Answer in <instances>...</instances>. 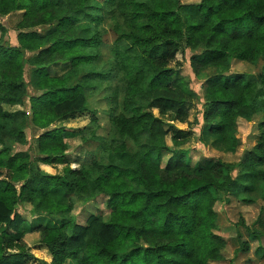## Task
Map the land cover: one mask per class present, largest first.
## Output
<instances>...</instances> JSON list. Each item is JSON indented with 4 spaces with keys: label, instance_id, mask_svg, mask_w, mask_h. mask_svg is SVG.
I'll return each mask as SVG.
<instances>
[{
    "label": "trees",
    "instance_id": "obj_1",
    "mask_svg": "<svg viewBox=\"0 0 264 264\" xmlns=\"http://www.w3.org/2000/svg\"><path fill=\"white\" fill-rule=\"evenodd\" d=\"M182 8L180 0H0V17L21 12L16 46L4 43L7 30L0 24V264H24V237L33 233L47 249L49 264L223 260L226 242L214 233L217 203H226L228 195L244 204L264 202V120L257 124L255 145L237 163L188 166L183 146L189 133L177 124L188 125L191 91L171 64L183 43L197 53L190 61L194 75L215 70L203 85L202 122L235 150V120L249 122L264 113V68L258 74L227 73L233 62L256 67L264 61V0H200L198 17L182 18ZM108 19L116 39L102 62L99 26ZM84 23L91 25V37L78 36L77 26ZM49 25L54 28L48 33L34 31ZM25 67L37 79L39 96L28 94ZM51 67L59 74L50 75ZM92 95L101 112L87 106ZM155 109L166 119L153 115ZM83 113L91 117L82 141L101 144L93 163L77 170L65 165L60 128L33 139L28 154L12 153L14 145L27 144L30 126L46 131ZM99 113L107 117L106 131ZM126 138L142 152L135 166L106 162L110 152H125ZM164 154L169 156L162 164ZM53 162L63 165L61 172ZM15 177L23 181L19 189ZM54 189L69 202H55ZM100 198L107 217L90 213L79 224L75 206ZM21 206L32 216L29 225L17 212ZM262 216L263 206L256 221ZM49 217H58V225H46ZM248 236L258 241L264 230L253 228ZM236 239L235 255L248 252L239 232Z\"/></svg>",
    "mask_w": 264,
    "mask_h": 264
},
{
    "label": "rangeland",
    "instance_id": "obj_2",
    "mask_svg": "<svg viewBox=\"0 0 264 264\" xmlns=\"http://www.w3.org/2000/svg\"><path fill=\"white\" fill-rule=\"evenodd\" d=\"M102 1V0H101ZM200 2V0H180L182 4L181 16L185 18L186 16L192 15L198 17L197 9L195 6ZM21 18V13H11L5 17L0 18V24L6 28L7 33L4 37V43L7 46L14 47L17 45V32L15 31V26ZM108 19L106 22L101 23L99 29L104 32L102 35V44L100 48L102 53V62L106 61L109 56L108 51L105 49L110 47L116 39V35L109 27L111 22ZM109 21V22H108ZM54 25H49L44 28H38L34 31L48 33L53 30ZM98 28V27H97ZM92 27L90 24L84 23L77 26L78 36L88 38L92 35ZM104 53V54H103ZM197 53L191 52L186 49L183 43L180 44L178 52L175 57V61L172 62L171 66H176L178 73L189 83V88L191 91V101L186 105L188 110V125L187 124H177L179 130L186 131L188 135V143L183 146L186 153V158L188 160V166L193 167L195 164L200 163L204 166H212L217 161L237 163L240 157L247 150H250L256 141L258 135L257 124L264 120V113L257 114L253 120L246 122L241 119H236L234 122V128L236 131V137L238 146L235 150H230L226 146L221 144L220 138L216 136H211L208 133V128L202 122L201 113L203 111V85L205 80L215 73L214 69H205L198 76L194 75L193 69L191 67V58ZM32 54H26V58ZM197 56V55H196ZM101 65V63H99ZM264 68V61L260 60L256 67L247 65L245 63L233 62L232 66L227 73V75L232 76L235 73H251L258 74ZM50 75H58L59 70L56 67H51L49 69ZM80 77L77 78L79 80ZM23 80L27 86L28 94L30 96H39L42 90L36 88L35 84L37 79L33 74L30 67H25ZM117 85L114 80L112 85ZM87 106L91 109H97L101 112L102 106L96 100L93 95L89 97ZM105 108V106H104ZM153 115L156 117L166 119L161 117L158 111L152 110ZM89 114H76L71 118L60 119L55 122L46 131L39 130L30 126L26 131L27 144L26 145H14L12 148L13 154L26 155L27 150L31 144H33V139L38 138L44 132L51 131L54 129H61V134L63 141L67 147L66 161L65 165L70 168L77 170L80 167L93 163L98 160L101 153V144L99 142H83L81 139V131L84 127L88 126L90 123ZM99 125L105 128L104 131L108 129V120L102 113L98 114ZM196 121V125L190 128V124ZM103 130L99 131L102 135ZM125 142V152L122 154H116L110 152L106 158V162L121 166V167H134L136 162L141 158L142 152L134 145L131 139L126 138ZM31 159L33 155L29 154ZM169 155L164 154L162 164L166 162ZM51 166L55 168L58 172H61L63 167L62 164L52 163ZM236 176L237 172H233ZM22 180L19 177L14 178V184L16 188L22 184ZM51 198L62 204H67L70 200L69 196L66 195L60 189H54L51 191ZM228 201L226 203H217L215 206V212L217 214V229L215 234L220 236L226 242V249L223 252V260L220 261H210L208 264H264V239L261 241H256L248 236V231L255 228L258 231L264 230V216L262 220L257 222L258 213H260L261 206L264 207V202H257L255 204H244L241 202L240 197L235 195H228ZM17 212L26 220V222L31 224V215L28 210L24 207H19ZM90 213L98 216L100 218H106L108 211L106 210L103 199L95 200L94 203H87L85 205H76L73 214L76 216V221L79 224H84ZM35 224L38 222H34ZM59 223L58 217H49L45 222L46 225L52 227L57 226ZM34 224V225H35ZM241 234V239L246 241L249 245L248 252H241L235 255L234 251L237 249V233ZM25 243L28 245L29 250L26 251L27 258L24 259V264H49L51 261L50 255L46 248L41 247L38 244V236L33 234H27L24 237Z\"/></svg>",
    "mask_w": 264,
    "mask_h": 264
},
{
    "label": "crops",
    "instance_id": "obj_3",
    "mask_svg": "<svg viewBox=\"0 0 264 264\" xmlns=\"http://www.w3.org/2000/svg\"><path fill=\"white\" fill-rule=\"evenodd\" d=\"M13 13H21V12H13ZM11 14V13H10ZM0 18H2V17H0ZM254 200H253V202L254 203H252V204H255V203H257V202H262L260 199H258V198H253ZM258 215H259V213H258ZM258 217V216H257ZM262 239H264V237H261L260 238V240H258V241H261Z\"/></svg>",
    "mask_w": 264,
    "mask_h": 264
}]
</instances>
